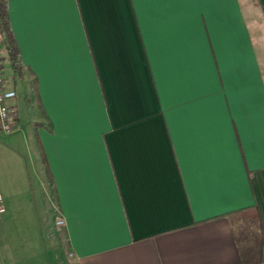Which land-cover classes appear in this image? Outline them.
<instances>
[{
  "label": "crops",
  "instance_id": "1",
  "mask_svg": "<svg viewBox=\"0 0 264 264\" xmlns=\"http://www.w3.org/2000/svg\"><path fill=\"white\" fill-rule=\"evenodd\" d=\"M7 2L3 220L33 174L73 264H264V0Z\"/></svg>",
  "mask_w": 264,
  "mask_h": 264
},
{
  "label": "rangeland",
  "instance_id": "2",
  "mask_svg": "<svg viewBox=\"0 0 264 264\" xmlns=\"http://www.w3.org/2000/svg\"><path fill=\"white\" fill-rule=\"evenodd\" d=\"M0 54L4 55L1 48ZM7 135L0 132V141H5ZM6 159L5 151L0 149V187L2 185L3 189H5V178L8 176L7 169L9 168ZM30 168L33 172L32 166ZM30 177V187H33V193L29 194V200L23 197L21 193H13L10 207L14 214L9 220H3L5 215L0 216V264H42L39 258L36 257L38 254L32 256L29 253V247H27L29 241L35 240V229L30 230L27 228L28 224L32 223L30 219L32 215L28 211L31 207L38 212L40 234L45 240V248L48 250V254L51 255L52 260L56 264H73L66 249V241L61 235V229L56 225L59 217L53 205L54 195L51 186L42 179L37 183L33 174ZM20 185L21 183H19Z\"/></svg>",
  "mask_w": 264,
  "mask_h": 264
},
{
  "label": "trees",
  "instance_id": "3",
  "mask_svg": "<svg viewBox=\"0 0 264 264\" xmlns=\"http://www.w3.org/2000/svg\"><path fill=\"white\" fill-rule=\"evenodd\" d=\"M0 37H1L0 42L3 45V49L7 53L12 69L15 71V73L18 76H21L22 66L20 61V53L10 25L7 0H0ZM253 211L254 212L251 215H248L247 212L249 211L247 210V208H244L238 210L235 213L241 214V217L250 220L259 227L260 219L255 206L253 207ZM252 253L253 254L255 253L253 248H251L250 254ZM256 258H257L256 261H259L260 255L258 254Z\"/></svg>",
  "mask_w": 264,
  "mask_h": 264
},
{
  "label": "built area",
  "instance_id": "4",
  "mask_svg": "<svg viewBox=\"0 0 264 264\" xmlns=\"http://www.w3.org/2000/svg\"><path fill=\"white\" fill-rule=\"evenodd\" d=\"M16 97V91L6 86L3 77L2 55L0 54V132L10 134L17 128L16 107L13 100ZM3 197L0 194V215L5 212ZM56 225L61 228L63 220L58 219Z\"/></svg>",
  "mask_w": 264,
  "mask_h": 264
}]
</instances>
